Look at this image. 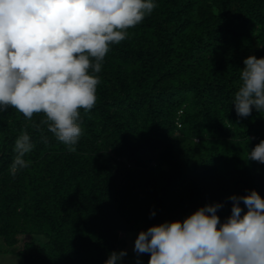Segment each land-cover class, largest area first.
<instances>
[{
  "label": "trees",
  "instance_id": "1",
  "mask_svg": "<svg viewBox=\"0 0 264 264\" xmlns=\"http://www.w3.org/2000/svg\"><path fill=\"white\" fill-rule=\"evenodd\" d=\"M155 3L107 53L74 152L40 125L43 114L0 112V240L30 237L16 264H104L122 233L135 242L218 202L223 222L230 196L264 198V164L247 159L264 140V113L238 117L233 105L244 59L264 57V0ZM23 132L34 148L13 178Z\"/></svg>",
  "mask_w": 264,
  "mask_h": 264
},
{
  "label": "clouds",
  "instance_id": "2",
  "mask_svg": "<svg viewBox=\"0 0 264 264\" xmlns=\"http://www.w3.org/2000/svg\"><path fill=\"white\" fill-rule=\"evenodd\" d=\"M156 7L155 0H0V112L12 108L26 120L43 114L40 125L74 152L83 133L80 110L97 102L107 53ZM243 64L233 99L242 118L264 113V57ZM33 148L27 132L16 138L13 178L28 167ZM247 159L264 164V140ZM228 199L231 215L223 222L217 212L224 204H206L182 221L140 231L134 252L150 254L148 264H264V198L251 190ZM126 255L112 252L104 264Z\"/></svg>",
  "mask_w": 264,
  "mask_h": 264
},
{
  "label": "rangeland",
  "instance_id": "3",
  "mask_svg": "<svg viewBox=\"0 0 264 264\" xmlns=\"http://www.w3.org/2000/svg\"><path fill=\"white\" fill-rule=\"evenodd\" d=\"M123 236L127 238L126 243L124 244L123 248L121 250L126 251L127 255L126 257L129 258V261L131 264H140L141 263V255L143 257V254H140L139 256L134 252V244L133 237L131 235L122 233ZM37 241H41V238L31 237ZM30 239L29 236L23 237L21 239V242L15 246L8 248L1 240H0V264H16L19 260V257L17 255V251L22 248L23 243L25 240ZM120 250V251H121ZM119 251V252H120Z\"/></svg>",
  "mask_w": 264,
  "mask_h": 264
}]
</instances>
